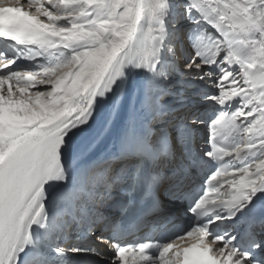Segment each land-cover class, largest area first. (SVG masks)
Wrapping results in <instances>:
<instances>
[{
  "label": "snow or ice",
  "instance_id": "1",
  "mask_svg": "<svg viewBox=\"0 0 264 264\" xmlns=\"http://www.w3.org/2000/svg\"><path fill=\"white\" fill-rule=\"evenodd\" d=\"M46 4L0 0V264H264V0Z\"/></svg>",
  "mask_w": 264,
  "mask_h": 264
},
{
  "label": "bare ground",
  "instance_id": "2",
  "mask_svg": "<svg viewBox=\"0 0 264 264\" xmlns=\"http://www.w3.org/2000/svg\"><path fill=\"white\" fill-rule=\"evenodd\" d=\"M41 2H45V6H47V4H46V0H41ZM25 8H27V5H25ZM33 11H34V9H33ZM22 66H23V64H22ZM15 67V66H14ZM0 71H2V69H0ZM34 90V89H33ZM212 115H214V113H212ZM224 131L225 130H228L227 128H224L223 129ZM237 175V178H239V175L238 174H236ZM174 208H180V209H184V206L181 204V205H174L173 206ZM70 242H77V241H75V240H73L72 238H70ZM137 259V258H136ZM139 260V259H138Z\"/></svg>",
  "mask_w": 264,
  "mask_h": 264
}]
</instances>
